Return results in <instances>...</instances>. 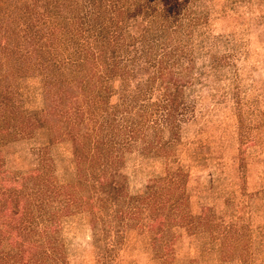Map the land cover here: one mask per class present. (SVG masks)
Wrapping results in <instances>:
<instances>
[{
	"label": "rangeland",
	"instance_id": "obj_1",
	"mask_svg": "<svg viewBox=\"0 0 264 264\" xmlns=\"http://www.w3.org/2000/svg\"><path fill=\"white\" fill-rule=\"evenodd\" d=\"M119 5L125 42L132 45L130 34L139 37L137 52L126 48L128 57L140 55L136 72L126 79L100 72L97 85L106 90L103 112L112 115L122 89L140 90L154 74L151 90L138 102L146 139L124 136L111 170L121 191L104 201L92 190L77 200L60 190L48 207L19 219L23 190L11 222L2 226L0 216V264H264V0ZM0 7L2 42L32 40L60 60L76 51L77 29L88 13L84 0H0ZM153 44L151 54L142 53ZM160 65L181 85L168 123L158 109ZM17 83L24 111L46 109L43 73L29 72ZM46 143L39 127L13 143L1 191L13 187L6 178L28 167L33 149ZM149 143L153 149L144 151ZM48 148L54 165L44 177L65 183L73 177L72 144L63 140Z\"/></svg>",
	"mask_w": 264,
	"mask_h": 264
},
{
	"label": "trees",
	"instance_id": "obj_2",
	"mask_svg": "<svg viewBox=\"0 0 264 264\" xmlns=\"http://www.w3.org/2000/svg\"><path fill=\"white\" fill-rule=\"evenodd\" d=\"M119 1L110 0L109 5L113 8L110 11L107 0H84L88 13L77 29V41L73 43L75 55L68 54L62 60L51 56V48L34 44L32 40L31 43L13 44L0 39V174L4 176L7 172L3 166L6 164V154L12 155L9 149L14 142L33 136L38 127L47 136L46 144L33 149L34 158L32 162H26L28 167L23 171L16 170L18 174L14 176L5 177L14 184L9 190L3 186V191L0 190V216L4 218L2 226L8 224L7 220L13 214L12 208L21 199L23 190L26 194L22 211L15 213H19V219L29 217L36 207L43 209L46 204L48 207L60 190L67 191L74 200H77L76 196L92 190L103 201L106 200L104 196L121 191L116 187L115 173L111 170L122 156L124 136L132 141L140 136L146 139L143 127H148L145 124L147 120L143 118L145 113L140 110L138 102L142 104L141 96L151 90L155 76H149L140 90L122 89L117 113L104 114L106 90L97 85L103 78L100 72L126 79L135 74L133 65L140 57L137 54L131 57L126 55L127 47L137 52L135 41L139 37L130 34L132 45L125 42ZM4 15L5 9L0 7V32ZM144 30L140 35L147 34V30ZM153 47L154 44L149 50L141 51L151 54ZM57 53L53 51L54 56ZM161 65L157 68V78L164 86V92L158 101V109H161L168 123L180 103L181 85L165 71L167 66ZM36 71L44 75L47 106L43 111L27 112L16 99L17 81L25 74ZM94 75L96 78H93ZM95 88L100 91L96 92ZM92 95H98L97 100L92 99ZM89 102H94L93 106L83 108L82 103ZM88 111L89 119H86ZM85 121L88 125L82 130ZM63 140L72 144L73 177L58 184L48 174L44 176L54 163V158L48 153V146ZM143 149L150 151L147 149L152 150L153 146L149 143ZM32 199L37 201L33 205L29 201ZM98 200L101 201L100 198ZM2 230L0 227L1 246L4 236ZM1 253L6 256L3 251Z\"/></svg>",
	"mask_w": 264,
	"mask_h": 264
}]
</instances>
